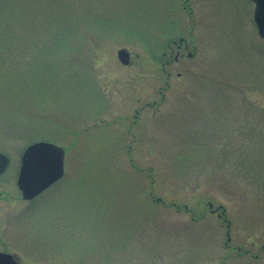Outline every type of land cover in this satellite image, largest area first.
<instances>
[{"label":"rangeland","instance_id":"374dc122","mask_svg":"<svg viewBox=\"0 0 264 264\" xmlns=\"http://www.w3.org/2000/svg\"><path fill=\"white\" fill-rule=\"evenodd\" d=\"M254 9L251 0H0V150L10 157L0 249L23 264H264L263 253H243L264 244ZM180 36L193 55L162 72L154 56ZM39 140L67 148L65 175L24 200L21 156Z\"/></svg>","mask_w":264,"mask_h":264},{"label":"water","instance_id":"95a60500","mask_svg":"<svg viewBox=\"0 0 264 264\" xmlns=\"http://www.w3.org/2000/svg\"><path fill=\"white\" fill-rule=\"evenodd\" d=\"M254 1L256 2L255 21L259 34L264 37V0ZM117 55L123 64L131 62V52L127 48H119ZM65 154L66 150L63 146L47 140L32 142L24 149L17 179L24 199L35 198L63 177ZM9 161L8 155L0 151V173L7 168ZM210 206H213L211 202ZM228 239L231 240V237L229 236ZM0 264L21 263L13 253L0 251Z\"/></svg>","mask_w":264,"mask_h":264},{"label":"flooded vegetation","instance_id":"af4514ba","mask_svg":"<svg viewBox=\"0 0 264 264\" xmlns=\"http://www.w3.org/2000/svg\"><path fill=\"white\" fill-rule=\"evenodd\" d=\"M188 1V0H187ZM251 2L254 3V1L251 0ZM255 4V3H254ZM189 4H185L184 5V8L185 9H188L189 12L192 14V10H191V7L188 6ZM193 29L189 30V33H192ZM184 37L183 40H181V38ZM192 40H190V38L188 37H185V36H180L178 39L176 38H171L167 41V50L163 51V56L159 58V63H160V68L166 72V66L169 65L171 62L173 61H179L181 58H183L185 55H187L188 57H192L193 55V51L191 50V45H192ZM161 103V102H160ZM150 103H148L149 105ZM153 106H156V105H159V102L157 103V101H154L152 103ZM64 178V177H63ZM62 178V179H63ZM61 179V180H62ZM60 180V181H61ZM22 196V195H21ZM157 201H160L159 199H157ZM210 207V205H209ZM188 210V209H187ZM210 211L211 212H216V211H219L218 212V216L219 218H223L224 220H227L226 219V212H223V209L220 208L218 209L217 207H210ZM228 228H230L228 226ZM0 242L4 243L3 241H1V237H0ZM226 245L233 248V249H236V247L232 246L229 242L226 241ZM237 249L240 251L242 250V247L241 246H238ZM0 251H6V252H9V253H13L14 255H16V257L18 258V260L20 261L21 264L22 263V258L21 256L16 253V252H12L10 251L9 247L7 245H4L2 249H0ZM244 254H251L253 255L255 258H259L260 255L263 253L264 254V244H261L257 253H254L252 250H244L243 252ZM52 264V263H50ZM60 264V263H58Z\"/></svg>","mask_w":264,"mask_h":264},{"label":"trees","instance_id":"16d2710c","mask_svg":"<svg viewBox=\"0 0 264 264\" xmlns=\"http://www.w3.org/2000/svg\"><path fill=\"white\" fill-rule=\"evenodd\" d=\"M83 16V15H82Z\"/></svg>","mask_w":264,"mask_h":264}]
</instances>
